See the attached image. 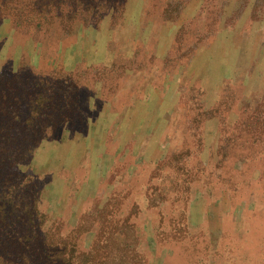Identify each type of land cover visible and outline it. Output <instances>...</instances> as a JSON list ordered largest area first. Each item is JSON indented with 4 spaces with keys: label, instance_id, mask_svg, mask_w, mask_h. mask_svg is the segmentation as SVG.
Returning <instances> with one entry per match:
<instances>
[{
    "label": "rangeland",
    "instance_id": "1",
    "mask_svg": "<svg viewBox=\"0 0 264 264\" xmlns=\"http://www.w3.org/2000/svg\"><path fill=\"white\" fill-rule=\"evenodd\" d=\"M18 116L37 228L83 264H264V0H0Z\"/></svg>",
    "mask_w": 264,
    "mask_h": 264
},
{
    "label": "trees",
    "instance_id": "2",
    "mask_svg": "<svg viewBox=\"0 0 264 264\" xmlns=\"http://www.w3.org/2000/svg\"><path fill=\"white\" fill-rule=\"evenodd\" d=\"M17 119L7 130L0 120V264H83L59 233L37 228L36 196L23 192L12 170L33 141L20 131L26 129L25 120Z\"/></svg>",
    "mask_w": 264,
    "mask_h": 264
}]
</instances>
